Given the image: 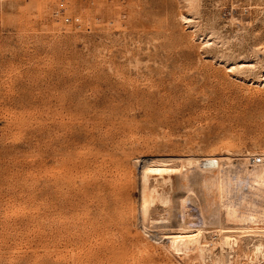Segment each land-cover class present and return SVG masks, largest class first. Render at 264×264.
<instances>
[{
    "label": "rangeland",
    "instance_id": "obj_1",
    "mask_svg": "<svg viewBox=\"0 0 264 264\" xmlns=\"http://www.w3.org/2000/svg\"><path fill=\"white\" fill-rule=\"evenodd\" d=\"M263 79L264 0H0V264H194L142 168L263 149Z\"/></svg>",
    "mask_w": 264,
    "mask_h": 264
},
{
    "label": "bare ground",
    "instance_id": "obj_2",
    "mask_svg": "<svg viewBox=\"0 0 264 264\" xmlns=\"http://www.w3.org/2000/svg\"><path fill=\"white\" fill-rule=\"evenodd\" d=\"M183 19L191 21L192 16ZM214 37H206V44ZM175 157L151 160L142 168L139 215L145 231L166 239L171 254L177 253L171 241L181 240L177 249L194 254V264H238L243 257L251 261V256L264 261V148L238 153L228 149L202 159ZM256 157L262 162L253 163ZM212 220L220 237L209 235Z\"/></svg>",
    "mask_w": 264,
    "mask_h": 264
},
{
    "label": "built area",
    "instance_id": "obj_3",
    "mask_svg": "<svg viewBox=\"0 0 264 264\" xmlns=\"http://www.w3.org/2000/svg\"><path fill=\"white\" fill-rule=\"evenodd\" d=\"M231 5H232V4H231ZM239 8H240V7H238V6H236V5H232V6L230 7L231 10H237V9H239ZM221 9H229V8H228V7H224V6H222ZM252 162H253V163H260V162H262V158H261V157L252 158Z\"/></svg>",
    "mask_w": 264,
    "mask_h": 264
}]
</instances>
